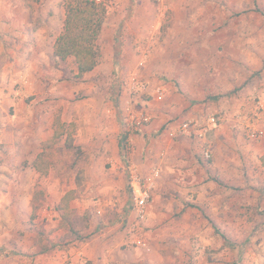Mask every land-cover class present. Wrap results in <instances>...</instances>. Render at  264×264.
I'll return each mask as SVG.
<instances>
[{
	"label": "rangeland",
	"instance_id": "rangeland-1",
	"mask_svg": "<svg viewBox=\"0 0 264 264\" xmlns=\"http://www.w3.org/2000/svg\"><path fill=\"white\" fill-rule=\"evenodd\" d=\"M104 1L100 62L74 79L73 59L52 56L62 0H0L1 23L17 31L0 53V149L7 153L16 131L15 145L24 143L19 167L32 161L34 139L51 161L46 174L23 179L34 181L27 220L34 252L93 264L77 252L101 235L114 243V256L120 252L122 261L109 264H169L175 243L168 232L178 227L182 242L193 245L183 251L189 264H264V0ZM132 77L146 88L130 96ZM190 119L213 129V138L183 133ZM59 121L74 124L72 145L65 135L52 138ZM124 131L129 149L122 156L117 139ZM176 149L189 154L179 168L198 161L202 183L213 181L202 187L205 197L172 178ZM152 167L160 175L140 221L130 174L144 177ZM47 222L53 227L46 231ZM153 228L162 260L149 263L140 253Z\"/></svg>",
	"mask_w": 264,
	"mask_h": 264
},
{
	"label": "crops",
	"instance_id": "crops-1",
	"mask_svg": "<svg viewBox=\"0 0 264 264\" xmlns=\"http://www.w3.org/2000/svg\"><path fill=\"white\" fill-rule=\"evenodd\" d=\"M16 34L17 31L14 30L11 24L6 25L0 21V53L4 46L2 42L11 39L12 36H15ZM8 98L11 100L10 97ZM4 132L5 131L0 132V140H2L1 135ZM135 135L137 136H134L132 140L138 143L135 149V151H137L140 144L138 134ZM8 139L12 144L10 143L8 145L9 150L7 153L0 149V160H2L0 163V264H63L60 253L54 251L48 253L34 252L36 245L31 237L33 235V230L30 231V224H28L27 221L33 208L31 203L34 201L35 196H33L34 181L33 178H30L28 181H24L23 179L26 175L32 177L35 174L36 177H39L41 174L30 165L25 168L21 166L19 167L17 159L23 157L24 143L21 144L19 149L17 144L15 145V141L17 142L19 140L17 132L10 131ZM40 142L41 140L36 139L33 141L35 153L31 156L32 160L38 153L37 145ZM182 154L187 155L188 151L183 149H180L179 151L177 150L171 159L170 170L174 175L172 178H177L176 181H179L182 184L198 187L200 193L197 195V198H200L201 196L205 197L202 192V187L207 186V184L210 185L213 181L210 180L202 183L201 174L198 173L199 171L202 172V166L198 164V161L190 160V162L193 163L191 167L188 166L185 169L179 168V166H181L179 161ZM6 155L9 157V162L6 160ZM192 158L194 159L193 153ZM140 168L142 167L140 166ZM22 189L26 190L23 195L21 194ZM47 220L51 219L48 218ZM51 227L53 226H51L50 223H44L43 228H45L46 231ZM158 234L159 231L154 228L148 232V235L146 234L147 238H149L147 240L148 246L147 249H144L140 253L142 258L149 263L154 262V260H162L158 249L161 248L159 247V240L161 237L158 236ZM168 235L174 239L175 245L177 244L179 246L177 247L174 245L169 247L170 254L167 256L169 257L167 260L169 264H189V255L184 258L183 251L186 250L187 254L193 252V245L191 242L189 240L182 242L185 238L182 236V232L178 227H170ZM100 236L101 235H96L90 241L91 243L83 244L80 251L77 252V255L86 256L88 259L94 260L93 264H109L111 259H117V262L118 260L121 262L122 260L119 259L120 252L116 256L112 253L115 252L114 243L110 242L108 239H103V237ZM177 240L181 241L178 243ZM261 244L264 248V242ZM74 257L72 259H74ZM183 261H185V263H183ZM200 261L202 262L203 259Z\"/></svg>",
	"mask_w": 264,
	"mask_h": 264
},
{
	"label": "trees",
	"instance_id": "trees-1",
	"mask_svg": "<svg viewBox=\"0 0 264 264\" xmlns=\"http://www.w3.org/2000/svg\"><path fill=\"white\" fill-rule=\"evenodd\" d=\"M62 5L64 17L61 28L52 43V56L59 61L72 58L76 66L73 78L80 79L100 62L101 50L98 39L106 19L107 3L104 0H62ZM58 123H61V128L53 133L52 138L57 139L65 135V142L72 145L74 124L70 122L64 127V122L59 121ZM127 135L125 131L118 135V146L122 156L129 149ZM205 135L208 139H212L213 129H208ZM48 157L47 149L43 143L40 151L29 162V165L40 174H46L51 163ZM214 181L223 184L218 178H214ZM69 194L67 192L62 197L64 202L69 200Z\"/></svg>",
	"mask_w": 264,
	"mask_h": 264
},
{
	"label": "built area",
	"instance_id": "built-area-1",
	"mask_svg": "<svg viewBox=\"0 0 264 264\" xmlns=\"http://www.w3.org/2000/svg\"><path fill=\"white\" fill-rule=\"evenodd\" d=\"M145 88V83L136 80V77H132L127 82V92L130 96H133L137 91L144 90ZM125 109L129 114V117L133 119L135 115L131 112L130 104L127 105ZM207 122L215 123V120L213 117H210ZM207 130V127L197 128V119H190L181 124V131L188 135L195 133L196 131L200 134H205ZM204 154L207 157L209 156L208 151H205ZM159 175L160 171L157 167H152L144 177H139L134 169L131 170L129 185L133 194L136 217L140 221H143L146 217L149 192Z\"/></svg>",
	"mask_w": 264,
	"mask_h": 264
}]
</instances>
